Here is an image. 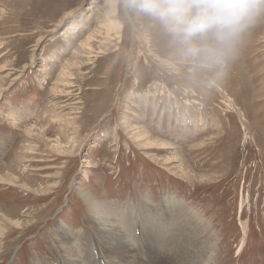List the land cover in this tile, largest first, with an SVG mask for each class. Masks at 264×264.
I'll list each match as a JSON object with an SVG mask.
<instances>
[{
  "label": "rangeland",
  "instance_id": "1",
  "mask_svg": "<svg viewBox=\"0 0 264 264\" xmlns=\"http://www.w3.org/2000/svg\"><path fill=\"white\" fill-rule=\"evenodd\" d=\"M118 2L121 39L89 50L106 0H0V264H58L89 200L167 198L206 213L210 264H264V16L226 59L194 58Z\"/></svg>",
  "mask_w": 264,
  "mask_h": 264
},
{
  "label": "bare ground",
  "instance_id": "2",
  "mask_svg": "<svg viewBox=\"0 0 264 264\" xmlns=\"http://www.w3.org/2000/svg\"><path fill=\"white\" fill-rule=\"evenodd\" d=\"M118 1L106 0V6L95 16L97 30L81 42L82 46L90 50L91 41H97L98 37L110 43L112 34L113 39H121L123 26L117 19ZM148 145L143 149L150 150ZM88 204L93 215L89 232L81 230L70 235L63 226L56 229L53 239L60 253L58 264H210L213 259V238L207 235L208 225H201L206 213L202 219L198 216L202 212L190 213L172 198L165 199L162 208L140 205L134 210L115 209L106 202L93 200ZM4 231L0 227V237Z\"/></svg>",
  "mask_w": 264,
  "mask_h": 264
},
{
  "label": "clouds",
  "instance_id": "3",
  "mask_svg": "<svg viewBox=\"0 0 264 264\" xmlns=\"http://www.w3.org/2000/svg\"><path fill=\"white\" fill-rule=\"evenodd\" d=\"M130 7L157 20L186 55L218 60L264 16V0H130Z\"/></svg>",
  "mask_w": 264,
  "mask_h": 264
}]
</instances>
